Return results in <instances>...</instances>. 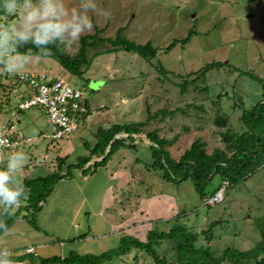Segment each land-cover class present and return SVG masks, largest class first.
Instances as JSON below:
<instances>
[{
    "label": "rangeland",
    "instance_id": "1",
    "mask_svg": "<svg viewBox=\"0 0 264 264\" xmlns=\"http://www.w3.org/2000/svg\"><path fill=\"white\" fill-rule=\"evenodd\" d=\"M97 4L101 14L94 15L93 22L101 30V37L113 38L117 30L124 29L122 35L126 39L139 45L149 43L156 48L155 56L144 60L124 51L106 53L110 49L108 44L97 46L88 51L91 64L80 78L72 77L52 59L30 57V63L22 72L58 76L73 87L84 88L89 113L85 125L74 135L59 140L43 138L41 136L49 135L50 130L42 110L39 107L17 110L13 93L6 100L0 88V131L12 124L13 130L21 131L27 139L15 148L1 150V164L5 165L10 152L22 151L25 160L17 173L20 178L50 175L56 169L53 166L57 157L69 155L67 161L75 162L77 158L87 156L86 147H93L97 131L114 125L146 122L147 107L152 114L165 110V115L149 119L145 130H158L159 136L166 139L176 137L167 148L173 158L178 159L197 138L206 143V150L211 153L221 144L219 129L211 125V99L219 94L230 127L235 131L242 130L238 120L240 110L234 107L233 93L235 90L241 94L247 108L262 100L260 85L239 73L250 72L264 78V0H97ZM94 29L85 34H92ZM190 31L191 37L185 45L178 44L169 52L164 51L172 40L184 38ZM64 47L73 53L79 47V40ZM96 52L101 54L95 56ZM213 62L224 65L209 70L203 77L205 83L197 82L198 86L205 84L206 91H197L193 85L184 92L180 91L176 84L181 83L187 74ZM162 70L165 74L160 72ZM12 76L0 72V85L9 86ZM192 105H201L203 113ZM177 108L184 110V114L174 112ZM166 112L174 113L169 115ZM73 136H80L81 140ZM135 142L141 144L134 150L120 147L106 164V173L122 172L125 183L122 179L114 182L112 178L109 186L105 185V194L111 191L113 196L104 201L107 206L103 214L115 224L128 219H139L142 223L134 227V231L130 224H125L122 233H114V239L101 248L93 247L89 254L115 248L117 235L119 240L123 233L143 238L147 231L166 232L175 219L195 233L208 230L214 223L207 237L208 246L216 255L227 247L246 251L260 242L257 220L264 215V167L256 169L236 185H226L215 177L207 184L205 196L201 198L190 180L177 185L168 183L157 169L147 167L152 163L147 147L143 146L148 145V140L140 135ZM100 181V177L92 181V192ZM219 189H223L222 199L213 202L212 196ZM59 191L53 188V195ZM204 237L199 234L197 245L207 244ZM75 246L61 248L53 244L39 250L38 255L40 258L65 257L71 250L81 254V249L78 252ZM155 249L175 260L169 244L164 242ZM102 264L154 263L143 251L132 248L127 254Z\"/></svg>",
    "mask_w": 264,
    "mask_h": 264
},
{
    "label": "trees",
    "instance_id": "2",
    "mask_svg": "<svg viewBox=\"0 0 264 264\" xmlns=\"http://www.w3.org/2000/svg\"><path fill=\"white\" fill-rule=\"evenodd\" d=\"M92 34H85L79 39V47L73 53L68 52L64 45H50L48 54L39 56L32 46H23L22 51L29 57L49 58L58 63V65L67 71L72 77L80 78L91 64L88 58V51L96 49L97 46L109 45L110 49L106 53H117L124 51L134 53L144 60L153 58L157 52L151 44H135L122 35L124 29L117 30L115 36L101 37L100 29L94 25ZM191 31L186 37L172 40L164 49L169 52L176 45H185L190 37ZM101 54L96 52L95 56ZM223 63L213 62L204 65L197 72L187 74L181 83H177L180 91H186L189 85H193L197 91H206L207 87L198 86L197 82L205 83L203 77L211 69H219ZM83 67V68H82ZM162 74L165 72L160 71ZM240 75L248 76L256 81L262 90V100L255 105L247 108L243 104V99L238 91L234 90L233 104L239 108L240 116L238 118L242 125L241 131H235L230 127L229 118L222 111L220 99L222 95L211 99L213 117L211 125L218 130L221 144L218 148L208 153L206 143L200 138L195 139L190 147L186 149L178 159L171 156L167 149L172 145L174 139H166L159 136L158 130L146 131L145 126L149 119L165 115V110L160 109L154 112L147 107L148 118L146 122L130 125H114L109 129H101L94 135L96 140L93 147H88V155L79 157L74 163L68 164L67 157H57L55 159L53 172L43 177L38 176L29 178L25 176L22 180L28 192L27 199L23 205L19 206L16 211L9 213H0V235L4 233L11 225L14 219L21 211H24L25 220L35 227V214L42 208L46 198L52 192L55 184L62 178L71 177L72 170L77 169L83 176H88L96 171L97 168L105 166L110 157L120 148L134 150L140 142H135L137 137L144 135L148 140V149L152 163L147 166L160 172L161 178L168 183L179 184L184 180H190L196 193L202 198L205 196V187L215 177H219L226 185H236L245 179L247 175L253 173L256 169L264 167V78H260L253 73L241 71ZM192 77V78H187ZM16 79V76H15ZM14 79V80H15ZM14 84L2 86L1 95L6 100L11 94ZM82 89V88H79ZM5 100V101H6ZM86 100V98H85ZM88 108V104L86 101ZM198 112L203 113L202 106L192 105ZM179 111L184 114V110L177 108L174 112ZM174 112H166L169 115ZM89 113V108L86 116ZM85 116V118H86ZM224 129V130H223ZM187 131V128H184ZM119 135V136H118ZM125 135L126 137H122ZM121 136V137H120ZM86 144L85 142L83 145ZM100 159V160H98ZM220 190V189H219ZM218 190V191H219ZM217 191V192H218ZM216 192V193H217ZM215 193V194H216ZM213 194V196L215 195ZM174 219V218H173ZM175 221H177L175 219ZM174 221L168 231H147L146 237L137 238L133 234L123 233L115 248L100 254H83L69 252L65 257L52 256L40 258L31 253L21 256H11L14 262L27 261L30 264H102L111 261L117 257L127 254L132 248L143 251L154 264H264V215L257 220V226L260 234V242L252 249L240 251L235 248H225L216 255L211 247L208 246L207 233L210 228L201 231L205 235V246L197 245L200 233L188 231L183 225ZM169 244L174 251L175 260L168 255L159 254L156 247L163 243Z\"/></svg>",
    "mask_w": 264,
    "mask_h": 264
},
{
    "label": "crops",
    "instance_id": "3",
    "mask_svg": "<svg viewBox=\"0 0 264 264\" xmlns=\"http://www.w3.org/2000/svg\"><path fill=\"white\" fill-rule=\"evenodd\" d=\"M15 76H12L13 82L11 81V85L14 84L12 93L17 101L20 97L26 96L27 88L25 85L17 83L14 80ZM85 122L86 119L80 127H83ZM6 126H12V124ZM76 131L71 135H74ZM76 137L81 140L80 136H73L74 139ZM143 146L148 149V145L143 144ZM66 152L65 154H69ZM68 156L66 155L67 159ZM67 162L68 164L74 163V161ZM106 164L97 168L95 172L88 176H83L77 169H74L71 177L60 179L54 186L55 189H60V191L54 195V192H51L42 208L35 214V227H32L25 220L26 213L21 211L7 230L0 235V249L8 250L11 256H21L29 253L39 256V250H44L53 244H57L61 248L62 246L75 244V249L78 252L81 249L80 252L82 253L79 254L83 255L89 254L93 247L101 248L110 239H114V233H122V226L125 224H130L131 229L134 231V227L137 228L142 223L139 219L134 221L128 219L127 222L122 221L115 224L114 220L105 217L103 214V209L107 206L104 201L107 197L113 196V193L108 190L109 194H105L107 189L105 185L110 184L112 178L114 182H119L122 179L125 183L122 172L114 171V175L107 174ZM3 167L4 165L0 163V168ZM22 172L24 174L25 170L23 169ZM95 177H100L101 181L100 184H96L97 188L92 192L90 188ZM85 188H87L86 192ZM71 251L73 252V250Z\"/></svg>",
    "mask_w": 264,
    "mask_h": 264
},
{
    "label": "clouds",
    "instance_id": "4",
    "mask_svg": "<svg viewBox=\"0 0 264 264\" xmlns=\"http://www.w3.org/2000/svg\"><path fill=\"white\" fill-rule=\"evenodd\" d=\"M101 14L97 0H0V72L20 75L30 63L21 49L32 46L39 56L50 45H72L94 27ZM25 154L12 151L0 168V213H11L27 199L28 192L17 173ZM0 264H14L8 250L0 249Z\"/></svg>",
    "mask_w": 264,
    "mask_h": 264
},
{
    "label": "built area",
    "instance_id": "5",
    "mask_svg": "<svg viewBox=\"0 0 264 264\" xmlns=\"http://www.w3.org/2000/svg\"><path fill=\"white\" fill-rule=\"evenodd\" d=\"M15 81L27 88L26 96L17 100V110L39 107L45 115L50 133L43 134V138L62 139L73 134L84 122L88 112L84 88L73 87L61 77H50L42 72H22L16 75ZM13 115L16 116L15 113ZM26 141L23 133L13 130L12 126H6L0 131V151ZM222 191L220 189L212 196L213 202L221 201Z\"/></svg>",
    "mask_w": 264,
    "mask_h": 264
}]
</instances>
